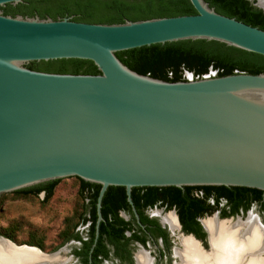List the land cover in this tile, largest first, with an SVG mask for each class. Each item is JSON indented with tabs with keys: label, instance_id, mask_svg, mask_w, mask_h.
Segmentation results:
<instances>
[{
	"label": "water",
	"instance_id": "1",
	"mask_svg": "<svg viewBox=\"0 0 264 264\" xmlns=\"http://www.w3.org/2000/svg\"><path fill=\"white\" fill-rule=\"evenodd\" d=\"M22 1L0 0V6ZM189 1L195 14L120 23L0 10V197L77 176L101 186L99 221L108 186H124L128 194L134 186L264 192V73L165 81L131 70L115 54L204 39L264 55V30L219 14L204 0ZM60 58L91 60L100 73L26 67Z\"/></svg>",
	"mask_w": 264,
	"mask_h": 264
},
{
	"label": "trees",
	"instance_id": "2",
	"mask_svg": "<svg viewBox=\"0 0 264 264\" xmlns=\"http://www.w3.org/2000/svg\"><path fill=\"white\" fill-rule=\"evenodd\" d=\"M214 10L222 15L235 18L250 26L264 30V11L253 5L249 0H204ZM5 15L38 16L52 19L70 17L74 21L88 23H120L124 20H142L154 17H170L177 15L195 14L196 10L189 0H23L17 4L6 3L0 6ZM118 59L131 70L165 81L185 80L184 71L192 73L193 78H201L210 69L216 71V76H224L235 72L249 74L264 73V55L245 51L214 40L185 39L165 43L144 45L115 52ZM32 70L71 73V74H99L91 60L80 58H60L50 60H34L26 64ZM79 183L78 199H82L83 190L90 189L88 195L92 198L94 208L95 198L100 187L73 176ZM60 179L49 180L33 186L13 191L15 197H36L44 191V201L53 195ZM138 188L150 191L162 190L179 203L181 221L192 220L194 209L200 207L209 197H239L252 193L256 197L264 192L256 188L243 186H142ZM111 191H122L123 186H109ZM199 189L202 195L195 194ZM110 194V195H109ZM113 193H106L104 199H111ZM76 209L74 212H77ZM94 213V210H93ZM106 218V216H105ZM76 218L65 219L62 234L76 224ZM119 221L122 222L120 219ZM68 222H71L68 224ZM101 227H105L101 223ZM0 236L13 241V236L0 230ZM34 235L23 243L35 244ZM85 246L84 261L87 260Z\"/></svg>",
	"mask_w": 264,
	"mask_h": 264
},
{
	"label": "flooded vegetation",
	"instance_id": "3",
	"mask_svg": "<svg viewBox=\"0 0 264 264\" xmlns=\"http://www.w3.org/2000/svg\"><path fill=\"white\" fill-rule=\"evenodd\" d=\"M100 187L93 208L92 198L88 195L91 190L84 189L79 200L77 193L80 183H77V202L71 212L63 217L61 228L56 232L55 241L48 247V252H45V236L34 234L35 244L30 246L44 253L35 249L40 257L53 256L48 261L42 260L43 264H70L71 260H74V264H138V253L144 255L147 264H182L179 253L183 248L182 239H190L203 252L210 250L206 255L212 253L209 234L202 223L205 219L213 218L224 223L227 228L236 224L240 227L239 232H243L252 216L264 230V194L260 197L252 193L239 197L211 196L205 199L202 206L194 209L192 220L181 221V206L162 190L154 192L134 186L128 194L124 186L122 191L115 192L109 190L108 186L100 201L101 219L98 221L97 198ZM107 192L114 194L109 200L103 198ZM194 192L198 196L203 194L199 189ZM40 195L44 200V191H40L37 196ZM76 209L78 211L74 212ZM170 213L176 223L172 229L163 220ZM69 218H76V224L62 234L64 220ZM6 233L10 234L9 231ZM67 245L68 256L63 257L62 248ZM86 245L89 246L87 260L84 261ZM263 255L264 252H261L260 256Z\"/></svg>",
	"mask_w": 264,
	"mask_h": 264
},
{
	"label": "bare ground",
	"instance_id": "4",
	"mask_svg": "<svg viewBox=\"0 0 264 264\" xmlns=\"http://www.w3.org/2000/svg\"><path fill=\"white\" fill-rule=\"evenodd\" d=\"M257 1L258 5L264 8V0ZM163 220L171 229L176 226L171 213L165 215ZM202 223L208 231L212 253L206 255L210 250L203 252L199 248L198 250L190 239H182L183 248L179 252L182 264H264V257L260 256L261 252H264V230L252 216L249 217L243 232H239L240 227L236 224L227 228L224 223L213 218L205 219ZM37 252L25 247L14 250L0 241V264H43L42 260L53 258L40 257ZM246 256L248 259H245ZM146 261L143 254H137L138 264H147Z\"/></svg>",
	"mask_w": 264,
	"mask_h": 264
},
{
	"label": "rangeland",
	"instance_id": "5",
	"mask_svg": "<svg viewBox=\"0 0 264 264\" xmlns=\"http://www.w3.org/2000/svg\"><path fill=\"white\" fill-rule=\"evenodd\" d=\"M250 1L259 4L257 0ZM207 74L215 75L216 71L210 69ZM183 76L193 78L188 71H184ZM77 183L73 179L58 182L47 201L41 199L42 195L25 199L0 197V230L9 231L16 244L25 242L31 235H43L45 252H48V247L55 241L56 232L61 228L63 217L71 212L77 202ZM62 249V256L67 257L68 245ZM70 264H74V260Z\"/></svg>",
	"mask_w": 264,
	"mask_h": 264
}]
</instances>
